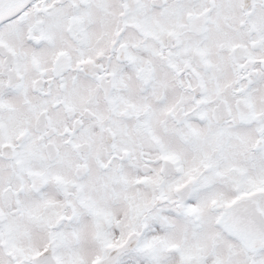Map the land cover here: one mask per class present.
Segmentation results:
<instances>
[{"label": "snow or ice", "instance_id": "snow-or-ice-1", "mask_svg": "<svg viewBox=\"0 0 264 264\" xmlns=\"http://www.w3.org/2000/svg\"><path fill=\"white\" fill-rule=\"evenodd\" d=\"M0 264H264V0H0Z\"/></svg>", "mask_w": 264, "mask_h": 264}]
</instances>
